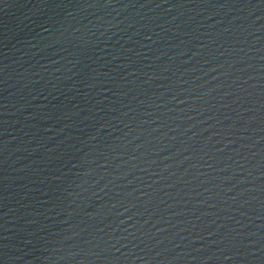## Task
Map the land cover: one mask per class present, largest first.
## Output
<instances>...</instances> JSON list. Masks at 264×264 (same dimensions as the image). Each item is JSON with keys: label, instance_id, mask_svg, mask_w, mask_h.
<instances>
[{"label": "water", "instance_id": "water-1", "mask_svg": "<svg viewBox=\"0 0 264 264\" xmlns=\"http://www.w3.org/2000/svg\"><path fill=\"white\" fill-rule=\"evenodd\" d=\"M0 264H264V0H0Z\"/></svg>", "mask_w": 264, "mask_h": 264}]
</instances>
